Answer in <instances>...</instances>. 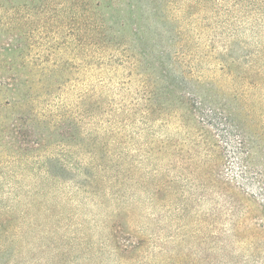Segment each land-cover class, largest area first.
<instances>
[{
	"label": "rangeland",
	"instance_id": "rangeland-1",
	"mask_svg": "<svg viewBox=\"0 0 264 264\" xmlns=\"http://www.w3.org/2000/svg\"><path fill=\"white\" fill-rule=\"evenodd\" d=\"M0 264H264V0H0Z\"/></svg>",
	"mask_w": 264,
	"mask_h": 264
},
{
	"label": "trees",
	"instance_id": "trees-1",
	"mask_svg": "<svg viewBox=\"0 0 264 264\" xmlns=\"http://www.w3.org/2000/svg\"><path fill=\"white\" fill-rule=\"evenodd\" d=\"M242 144H244V143H242Z\"/></svg>",
	"mask_w": 264,
	"mask_h": 264
}]
</instances>
